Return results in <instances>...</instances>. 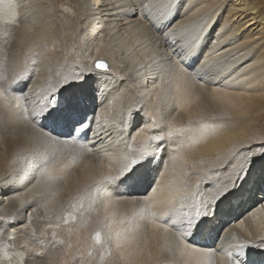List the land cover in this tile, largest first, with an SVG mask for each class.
Wrapping results in <instances>:
<instances>
[{
  "label": "bare ground",
  "instance_id": "obj_1",
  "mask_svg": "<svg viewBox=\"0 0 264 264\" xmlns=\"http://www.w3.org/2000/svg\"><path fill=\"white\" fill-rule=\"evenodd\" d=\"M15 2L24 11L26 26L10 45L8 64L13 71L34 62L36 54L40 57L49 53L42 43L39 42V47L33 45V26L39 24V40L50 44V37L45 35L48 0ZM82 2L81 18L89 28L87 33H91H86V43L104 42L109 50L106 55L114 59L111 67L117 72L118 66L120 73L129 71L135 84L141 86L136 90L137 98L143 101L141 122H132L127 127L119 121L121 106L113 101L112 84L100 82L114 76L109 67L106 74L94 72L96 77L73 67L59 77H47L39 62V75L33 77L26 92L32 107L46 93L49 98L55 95L49 92V87L58 85L64 76L83 73L87 77L84 112L88 127L81 130L86 142L62 135L53 143L41 131L40 123H33L30 116L29 124L34 130L16 135L12 147L29 164L36 153L43 154L48 164L38 173L27 172L23 178L29 182L37 179L34 190H38L47 211H55L57 204L53 198L57 194L67 198L71 193L84 195L96 180L117 174L126 152L131 154L143 147L150 136L159 135L161 139L156 142L159 151L146 180L132 188L114 189L113 201L106 207L96 206L102 209L104 220L109 218L112 229H127L128 240L120 247L113 244L110 249L111 256L117 258L112 264H146L149 260L156 264L159 257L170 255L186 261L184 264L191 261L192 264H238L236 252L240 244H264V184H250L231 201L213 227L195 237L181 238L172 227L166 230L163 221L174 213H191L195 203L212 196L209 186L217 182L198 179L206 174L203 169L213 171L215 167L228 166L241 153L255 149L259 155L264 150L260 147L264 145V126L257 132L249 131L261 123L258 115L264 116V106L259 101L264 79L257 80L264 75L263 4L257 0H176L166 23L175 24L176 30L202 26L200 44L180 59L146 19L147 9L140 14L145 0H138L137 5L129 0ZM157 14L154 11L153 18ZM209 66L220 67L222 71L201 80ZM127 78L126 75L125 82ZM120 79L123 80L121 74ZM155 111L164 120L152 116ZM16 117L14 113L12 120ZM198 121L215 127L201 138ZM135 126L141 127V131L135 132ZM57 131L66 132V129ZM168 132H172L171 137ZM130 133L133 138L128 137ZM193 137L197 143H192ZM134 139H137L135 144ZM75 162L78 172L72 174L70 165ZM223 183H227V178ZM1 194L0 206L7 201ZM141 209L154 219L140 221L133 230L128 221ZM121 220L125 223H119ZM106 231L105 228L103 233ZM105 249L108 256L106 245ZM247 250L245 247V253ZM229 251L233 253L231 259L227 255Z\"/></svg>",
  "mask_w": 264,
  "mask_h": 264
},
{
  "label": "rangeland",
  "instance_id": "obj_2",
  "mask_svg": "<svg viewBox=\"0 0 264 264\" xmlns=\"http://www.w3.org/2000/svg\"><path fill=\"white\" fill-rule=\"evenodd\" d=\"M129 1L132 5L139 3L138 0ZM48 2L49 19L45 27L48 31L45 35L50 37V44L39 40V24L32 27L31 34L34 35L33 45L39 47L40 42L48 47L49 53L40 57L36 54L34 62L13 71L8 64L10 45L26 26L22 15L24 11L16 5L15 0H0L2 10L0 14V193L4 200L7 199L0 206V264H110V261L112 264L117 258L107 256L105 244L95 245L92 239L96 231L104 235L102 209L96 207L91 210L85 209L86 226L81 224L80 212L75 213L74 221L69 219L65 224L64 217L71 211L70 205L84 195L71 193L72 195L67 198L57 194L53 198L57 209L48 212L46 205H43L44 200L39 197L38 190H34V186L38 184L37 179L29 182L27 178L21 177V172L26 171V166L29 169L31 164L25 162L12 146L16 135L25 130L29 132L34 130L28 119L33 107L29 105L26 92L33 77L39 75V62L40 68L47 77H59L69 67L81 70L85 75L96 77L98 75L94 72L108 73L95 67L98 61H104L111 72H114V76L110 79H101L100 82H111V89L115 94L113 101L121 106L119 121L125 123L127 127H131L132 122L138 124L141 122L139 113L143 112L140 110L143 101L138 99L136 94V90L141 86L135 84L129 71L122 70L120 73L117 65H115L117 72L111 67L114 59L106 55L109 50L104 42L96 40L91 45L86 43L85 38L89 28L84 26V20L81 18L84 12L82 0H48ZM257 2L263 4L261 7L264 12V0ZM120 74L123 75V80L120 79ZM126 75L128 78L125 82ZM261 79H264V75L257 80ZM260 94L259 101L264 106V91ZM14 113L17 117L12 120ZM151 115L163 119L159 111ZM258 116L261 123L252 130L250 128V132H257L262 125L264 126V116L261 114ZM133 129L138 132L141 127L135 126ZM128 137L133 138L132 133ZM134 140L133 144L137 139ZM234 159L239 163L242 162L243 157L235 156L232 160ZM72 164L70 170L74 174L78 172V163ZM225 168L227 166L215 167L213 171L203 169L206 174L198 179L223 183L229 175L225 172ZM113 200L114 198L111 201ZM70 228L73 229L71 236L68 232ZM172 256L159 257L156 264L186 263ZM146 264L154 263L149 260Z\"/></svg>",
  "mask_w": 264,
  "mask_h": 264
},
{
  "label": "snow or ice",
  "instance_id": "obj_3",
  "mask_svg": "<svg viewBox=\"0 0 264 264\" xmlns=\"http://www.w3.org/2000/svg\"><path fill=\"white\" fill-rule=\"evenodd\" d=\"M175 6L176 0H151V3L145 0L140 14H143V9H147L146 19L152 28L164 37L165 42L176 57L184 59L200 44L202 26L196 24L176 30L175 24H167L166 21ZM154 11L158 13L155 18H153ZM158 25H164V27L161 28ZM95 67L103 72L108 71V65L104 61H98ZM221 71L222 68L220 67L209 66L201 80ZM86 80L87 77L83 73L64 76L58 85H50L49 87V92H55V95L49 98L46 93L41 97L39 103L32 108V122L40 123L41 131L53 143L62 135L67 138H75L82 129H87V116L84 112L87 103ZM214 127L215 125L211 123H200L198 129L200 137L205 136ZM57 129H66V132H60ZM167 135L171 137L172 132H168ZM160 139L159 135H152L144 141L143 147L133 150L131 154L126 152L121 157L117 174L106 175L96 180L91 188L86 190L84 197H78L77 202L70 205L71 211L65 215L64 223L67 224L69 219L74 221L76 219L75 213L80 212L82 215L81 224L86 226V208L93 209L98 204L106 207V204L115 198L114 189L132 188L145 181L155 160V153L159 151L156 142ZM197 142V138L193 137L192 143ZM260 147L264 148V145H260ZM240 155L243 157L242 162L238 163L235 159L231 160L225 168V172L229 173L227 183L218 182L210 185L209 188L213 190L212 196L200 203H195L191 213H174L163 221L166 230L168 227H172L181 238L202 234L214 226L216 219L231 204V201L238 198L250 184H264V152L257 155L255 149H252ZM47 164V158L41 153H36L31 158V167L22 171L21 177L25 176L27 172L38 173ZM155 182L153 180V183ZM108 219L105 217L103 222L107 229L104 235L102 236L100 231H96L92 239L95 245L105 244L109 249L108 254L111 255L112 245L115 244L116 247H120L122 242L128 240V237L125 235L127 229H112ZM146 219L154 218L150 213L141 209L139 213H134L133 219L129 220L128 224L131 229L135 230L137 224ZM119 223L123 224L125 221L121 220ZM68 232L71 236L73 229H68ZM68 246L70 247L71 244L69 243ZM245 247L248 248L247 253L244 251ZM227 255L231 259L233 253L229 251ZM121 256L123 257V254ZM236 259L238 264H264V244L253 246L240 244L237 247Z\"/></svg>",
  "mask_w": 264,
  "mask_h": 264
}]
</instances>
